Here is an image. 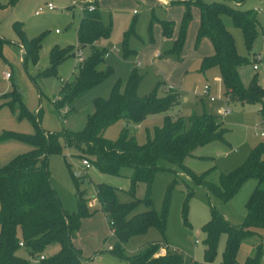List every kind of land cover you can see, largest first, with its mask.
Instances as JSON below:
<instances>
[{
	"label": "trees",
	"instance_id": "1",
	"mask_svg": "<svg viewBox=\"0 0 264 264\" xmlns=\"http://www.w3.org/2000/svg\"><path fill=\"white\" fill-rule=\"evenodd\" d=\"M15 1V0H12ZM81 19L76 29V39L80 47L90 45V53L77 65V72L71 82H65L59 89V95L53 102L56 110L70 106L81 95L93 86L113 74L110 66L98 69L106 51L94 46L97 39L107 37L110 28L103 23L98 6V0H81ZM245 0H235L232 5L226 0H170V4L181 3L185 11L180 21L177 37L169 52L178 54L185 41L187 25L191 19L190 8L198 10V28L196 43L208 38L213 47V54L201 60V69L210 66L219 68L220 77L228 99L240 103H259L260 113L264 115V87L259 84L254 75L248 85H244L238 68L248 59L238 54L234 39L226 29L221 15H229L233 24L241 29L244 42L252 49L258 34V19L255 9H241L239 3ZM92 6V8H90ZM134 22L123 32V57L131 50L128 40L135 35ZM164 37H171L173 24L169 20L161 22ZM20 27V26H19ZM19 46L22 49L21 62L26 67L28 62L37 63L41 50L42 35L28 38L21 28H18ZM5 41V40H3ZM75 45L53 46L49 51V64L38 71L37 77L56 75L58 65L71 54L74 55ZM134 69L124 85L118 79L112 85L107 97H95L92 101L93 111L86 117L83 127L79 130L63 128L61 131H48L41 127L39 111L30 112L23 101L22 94L12 80V94L7 101L12 109L18 106L19 118L28 119L33 126V133H17L4 131L0 141L18 139L30 146V149L15 155L7 163L0 166V264H30L26 256H40L39 264H83V258L71 242L81 219L90 216L94 211L101 210L113 230L114 239L110 249L114 256L123 259L127 264H180L181 254L167 250L165 237L167 207L170 190L176 179L169 184L161 212L152 208V183L158 170H168L159 161L165 160L176 164L180 172L189 177L193 184L203 186L209 193L222 201L231 200L242 184L249 179H256L245 203V215L242 223L232 225L213 206L210 207V219L202 226L205 233L203 258L212 262L217 253L221 233H226L225 247L222 252L221 264H235L238 248L245 238L259 234L260 242L255 245V252L248 256L242 264H261L264 255L262 238L264 235V142L259 143L250 151L247 159L240 166L228 173H219L216 181L209 176L211 170L196 173L185 166L184 159L193 155L194 150L214 140H224L226 129L215 115L203 112L187 116L164 115L163 124L147 132L146 140L138 143L126 127L120 130L117 138L104 137L105 130L119 120L139 123L148 115L167 112L178 103L179 93L172 87L159 91L161 82L146 95L137 94V86L141 79ZM34 78V77H33ZM67 113L64 114L66 116ZM64 149L76 150L77 157L86 158L99 171L111 175H121L125 167L131 168L128 193L135 196L136 187L143 182L146 186L145 195L141 199L134 198L121 202L117 198V188L108 183L94 185V197L98 209L91 210L87 204L88 198L79 189V178L73 175L76 187L77 208L74 212L64 210L49 177L48 159L51 154H61ZM64 156V161L70 169V160ZM189 188L182 205L184 221L187 219L188 202L193 195ZM139 204L147 209L136 212ZM150 227L158 230L162 240L153 241L133 254H127L125 244L138 234L145 233ZM22 242V246H20ZM58 245V250L45 256L44 251L50 245ZM109 246V245H107ZM165 254H159L161 248ZM23 249L26 256L18 254ZM190 264H199L194 260Z\"/></svg>",
	"mask_w": 264,
	"mask_h": 264
},
{
	"label": "rangeland",
	"instance_id": "2",
	"mask_svg": "<svg viewBox=\"0 0 264 264\" xmlns=\"http://www.w3.org/2000/svg\"><path fill=\"white\" fill-rule=\"evenodd\" d=\"M226 1L237 5L235 0ZM47 3H52L55 8L47 9L45 7ZM83 4L81 0H0V85L10 81L5 78V71L13 74V79L25 92L22 98L26 108L34 114L39 111L38 116L43 129L48 131H61L63 128L81 129L86 114L92 109L93 99L96 96L107 97L113 81L117 78L124 85L135 69L142 76L137 86L139 96L148 94L158 82H161L159 91L169 85L172 86L179 93L178 103L169 111L151 114L139 123L119 120L105 130L104 137L115 139L120 130L126 127L138 143H143L147 132L151 133L155 127L162 126L165 114L187 116L192 113L207 112L215 115L226 129L225 141L214 140L199 146L194 150L193 155L184 159L185 166L196 173L212 169L209 176L212 181H216L219 173H228L240 166L245 162L252 148L264 142V136H260L261 132L264 133V115L259 111L260 104H242L237 100L228 99L219 68L210 66L204 70L201 69L202 58L213 54V47L208 38L196 43L198 12L195 7L190 8L191 19L187 25L181 51L178 54L169 52L178 35L185 7L181 3L167 5L164 0H98L103 23L110 28L109 36L101 37L96 40L97 43L95 42L97 47L106 51L98 69H104L108 65L113 69V74L77 98L72 105L64 106L66 111L62 108L58 113L53 100L59 95L60 87L65 82H71L76 75L78 64L74 55L67 56L58 65L56 75L37 77L35 74H38V69L48 66L49 51L53 46L66 47L77 44L76 29L82 16ZM39 7L41 10L35 14ZM239 8L255 9L259 25L258 34L252 49L249 50L241 29L233 24L229 15H221L226 29L234 39L238 54L248 59L238 68V72L245 85H248L252 77L256 75L259 84L264 87V0H245L239 3ZM166 19L173 24L172 35L169 38H164L162 34L161 22ZM133 22L135 35H131L128 40V49L131 53L124 58L123 32L129 29ZM18 28H21L28 38L42 35L40 57L36 64L28 62L26 67L22 64L20 48L17 45ZM81 49L85 57L90 53V45H85ZM254 64L257 66L256 70L253 69ZM205 84L209 85L210 96L214 97V100L201 97ZM12 98V94L5 96L7 101ZM1 102L0 134L4 131L33 133L34 129L30 121L19 118L18 106L12 109ZM226 103L230 111L223 115L222 110L226 107ZM65 113H67L66 116H64ZM0 143L9 146L4 159L11 154L5 162H0V166L15 155L29 149L27 143L18 139L11 138ZM23 147L27 150H21ZM74 154L76 150L64 149L61 154H51L48 159L51 184L67 212H74L77 208L76 187L72 175L75 171L84 174L79 178V189L88 198L87 204L91 210L98 209L94 197L96 183L103 182L115 186L117 198L121 202L144 197L146 186L143 182L137 185L134 197L127 191L131 168H123L121 175L103 173L93 165L83 170L80 157ZM65 155L71 156L69 157L70 169L65 164ZM261 159L264 161V153ZM159 163L169 169L158 170L154 174L152 208L157 212L162 210L169 184L176 179L174 187L170 190L167 207L165 227L167 250L181 254L183 260L180 264H190L193 260L199 264H221L226 233L220 234L213 261L206 262L203 258L205 233L201 228L210 219L211 206L215 207L230 224H241L246 211L245 203L256 186L257 180L245 181L237 194L231 200L224 202L209 193L203 186L193 184L189 177L180 172L176 164L165 160H160ZM188 187L193 189L194 193L188 202L185 222L182 205ZM260 187L264 190V183L260 184ZM146 209L143 204H139L136 212ZM259 232L264 235V231L259 230ZM158 240H162V236L156 228L150 227L145 233L135 235L127 241L126 253L133 254L147 244ZM113 241L109 223L99 209L81 219L79 228L71 238L73 245L80 251L83 264H127L125 260L107 250V245L113 244ZM258 242H260L259 234L245 238L238 248L235 264H242L248 256H252ZM58 248L57 244L50 245L44 251L45 256L52 255ZM18 254L26 256L23 249H19ZM26 257L30 264H39V261L32 262L31 258L35 256ZM261 264H264V255Z\"/></svg>",
	"mask_w": 264,
	"mask_h": 264
},
{
	"label": "built area",
	"instance_id": "3",
	"mask_svg": "<svg viewBox=\"0 0 264 264\" xmlns=\"http://www.w3.org/2000/svg\"><path fill=\"white\" fill-rule=\"evenodd\" d=\"M47 9H49V10H52V9H54L55 8V6L52 4V3H47L46 4V6H45ZM90 8H92V6H90ZM41 10V8L39 7L38 8V10H36L35 11V14H38L39 13V11ZM21 52H22V49L20 50V54H21ZM74 57H75V60H76V63L77 64H79L80 62H82L84 59H85V56H83V54H82V49H81V47H80V45L77 43L76 45H75V48H74ZM21 59V58H20ZM253 69L254 70H256L257 69V66L254 64L253 65ZM10 75H11V73L9 72V71H6V72H4V76H5V78H9L10 77ZM169 87H171V86H169ZM209 90H210V88H209V85L208 84H205L204 86H203V89H202V92H201V97H209L211 100H214L215 98L214 97H212V96H210V92H209ZM57 99V97L53 100V102L55 101ZM227 104V103H226ZM64 109V111H66V108H63ZM230 111V108H229V106H228V104L226 105V107L222 110V114L224 115V114H227L228 112ZM260 136H264V133L263 132H261L260 133ZM81 165H82V168H83V170L84 169H87V168H89L90 166H91V163L89 162V160L88 159H86V158H82L81 159ZM73 175L75 176V177H77V178H81V177H83L84 176V174H82L81 172H79V171H75L74 173H73ZM110 234L112 235L113 234V230H110ZM262 241L264 242V237L262 238ZM20 246H22V242H20ZM111 248V245H109V246H107V249H110ZM165 248L163 247V248H161L160 250H159V254H165ZM44 258V255H40V256H35V257H32L31 258V260H32V262H36V261H39V260H41V259H43Z\"/></svg>",
	"mask_w": 264,
	"mask_h": 264
},
{
	"label": "crops",
	"instance_id": "4",
	"mask_svg": "<svg viewBox=\"0 0 264 264\" xmlns=\"http://www.w3.org/2000/svg\"><path fill=\"white\" fill-rule=\"evenodd\" d=\"M169 1L170 0H164V2H165V4H167V5H172V4H170L169 3ZM182 5V4H181ZM196 8V7H195ZM197 9V8H196ZM100 10V9H99ZM197 12H198V10H197ZM199 15V14H198ZM102 17V16H101ZM166 20H168V19H166ZM57 32V31H56ZM164 38H167V37H164ZM169 38V37H168ZM1 39V38H0ZM204 39V38H203ZM4 40V39H3ZM5 41H7V40H5ZM96 42V41H95ZM9 43H12V42H10L9 41ZM97 43V42H96ZM96 43H95V45L94 46H96L97 47V45H96ZM14 45H16L15 44V42H14ZM17 45L19 46V43L17 42ZM19 48H20V50H21V47L19 46ZM90 49H91V47H90ZM159 52H157V54H158ZM39 57H40V55H39ZM20 58H21V55H20ZM21 60V59H20ZM40 69H38V71H39ZM6 72V71H5ZM35 75H37V74H35ZM110 77V76H109ZM35 78V77H34ZM10 81H8L7 82V84H2V85H0V101H2L1 103L3 104V105H7L6 103H7V100L5 99V94L7 93V92H10L11 90H12V84H11V79H13V74L11 73V75H10V77L8 78ZM8 79H6V80H8ZM119 78H117V79H115L114 81H113V83H112V85L115 83V81L116 80H118ZM14 80V79H13ZM242 80V79H241ZM14 82L16 83V86H17V88H18V90L21 92V94L23 95V96H25L24 94H25V92L22 90V88H21V85L20 84H18L17 83V81L16 80H14ZM164 83H166L167 85H169L167 82H165L164 81ZM244 84V83H243ZM112 85H111V87H112ZM245 85V84H244ZM170 86V85H169ZM38 87V89H39V86H37ZM172 87V86H171ZM173 88V87H172ZM90 91V90H89ZM88 92V91H87ZM86 92V93H87ZM84 95V94H83ZM96 97H100V96H96ZM1 104V105H2ZM74 109V108H73ZM93 111V104H92V109H91V111L90 112H88L87 114H86V117H87V115L89 114V113H91ZM149 116V115H148ZM147 116V117H148ZM86 117H85V121H86ZM85 121H84V123H85ZM83 127V126H82ZM81 127V128H82ZM9 149V146L8 145H3V144H1L0 143V162H5V160H7V158L11 155H8V157L6 158V159H4L5 158V155H6V153H7V150ZM29 149H30V146H29ZM28 149V150H29ZM21 150H27V148L26 147H23V149H21ZM105 216V215H104ZM106 218V217H105ZM168 243V242H167ZM166 250V249H165Z\"/></svg>",
	"mask_w": 264,
	"mask_h": 264
}]
</instances>
